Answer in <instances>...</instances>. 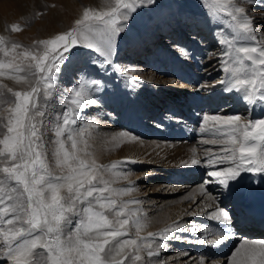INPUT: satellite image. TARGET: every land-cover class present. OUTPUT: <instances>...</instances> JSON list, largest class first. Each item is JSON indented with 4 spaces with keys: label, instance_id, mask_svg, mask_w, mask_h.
Masks as SVG:
<instances>
[{
    "label": "snow or ice",
    "instance_id": "1",
    "mask_svg": "<svg viewBox=\"0 0 264 264\" xmlns=\"http://www.w3.org/2000/svg\"><path fill=\"white\" fill-rule=\"evenodd\" d=\"M146 3L115 0L107 10L86 9L75 21L76 27L38 41L42 50L17 52L21 46L16 43L0 48L4 57H10L0 59V76L25 85L15 92L8 88L13 99L3 125L6 132L0 136V257L6 258L4 264H145L142 252L159 258L167 242L181 238L177 230L189 231L176 222L142 237L147 225L139 215L141 201L123 199L138 186L132 182L114 186L119 179H127L131 173L127 165L137 161L103 166L92 158L90 140L100 125L86 117L93 108L99 110L100 93L107 92L101 71L112 66L118 41ZM211 3L214 15L230 18V36L216 38L222 46L214 68L217 84L229 94L224 99L240 100L245 112L225 113L221 105L219 111L201 115L199 131L214 137L204 143L222 146L204 161L209 182L231 193L232 184L245 174L264 182V116L246 114L257 106L264 111V31L242 4L234 0ZM13 30L20 28L13 25ZM78 56L87 59L73 72L70 86L57 94L64 97L63 110L53 109L49 116V97L59 88L61 73ZM89 68L92 71H86ZM93 72L95 78H84ZM191 165H201V160L192 159ZM205 191L201 189L202 194ZM209 199L215 198L209 195ZM210 219L228 226L231 216L217 206ZM130 225L135 227L134 235L129 234ZM229 235L212 233L214 238L200 242L218 246ZM229 264H264V239H245Z\"/></svg>",
    "mask_w": 264,
    "mask_h": 264
},
{
    "label": "rangeland",
    "instance_id": "2",
    "mask_svg": "<svg viewBox=\"0 0 264 264\" xmlns=\"http://www.w3.org/2000/svg\"><path fill=\"white\" fill-rule=\"evenodd\" d=\"M66 1H69L68 4L73 8L72 11L74 12V20L70 24L64 15L58 16L55 20L56 22L49 18L54 14L58 6L63 4L64 0H0V38H3V44H0V48H10L12 43H16L21 46L17 49V52H22L25 49L42 50V46L37 47L38 41L50 39L56 34L76 27L75 21L82 18L86 9L103 11L107 10L115 2V0ZM244 1L250 4L248 13L255 18L257 28L264 31L262 28L264 27V0H234V2L240 3L242 6L245 3ZM136 3H139V0H136ZM199 7L213 14L211 0H204L203 6L202 0H167L166 2L156 0L155 6H153V0H147L146 4H142L137 9L138 14L134 16V20L129 26V31L118 41V45L120 44L125 49L115 60L116 66L112 65L107 72L101 71L107 89L106 94L100 93L101 107L99 110L104 109L103 116L100 115L99 117V110L93 108L86 117L88 121H95L100 125L99 128L93 130V138L90 140L92 158L99 165L109 166L125 159L137 161V163L127 165L131 169L127 179H119L114 186H126L129 182L138 186L137 191L133 192L131 196L123 197V199L127 200L132 197L139 199L141 204L138 207L140 208L141 213L139 212V214L141 216L150 212L143 210L144 201L147 197L140 196V191L148 188L149 191L152 190V195L150 196H158L154 191L160 192V185L167 184L166 178L177 172H184L188 176L196 175L195 179L189 182L191 184L202 182L209 170L204 164L205 159L210 154L218 153L222 147L204 143V141L214 137L209 134H202L199 131L202 126L201 115L203 113H212L213 111L207 112L202 107L199 109L198 106L192 108L190 104H187L186 108L185 106L181 107L185 112L184 115L166 107L155 111L153 108L155 103H165L169 99L175 100L176 96H178L177 90L168 84L174 83L178 85L182 81L178 83L176 80L173 81L176 73L172 74L170 70L167 72L164 70L173 61V55L175 58L185 57L184 60H186L194 54L193 50L189 48V44L190 37H199L200 31H202L199 27L194 30L196 26L195 15H199ZM224 23L229 24L230 18L226 14L216 15L217 26L220 24L224 25ZM169 24L175 28L174 35L171 32L163 31L164 26H169ZM13 25H18L20 30L14 31ZM158 33H160V36L162 35L160 39H156ZM149 40H151V44ZM142 41H145L148 45L146 52L139 56H131L132 52L129 50H135ZM161 41L163 42L160 43ZM9 58L4 57L3 53L0 52V59ZM85 59L87 58L76 57L72 60L67 71L61 73L59 88L56 89V93L53 96L49 97V104L51 105L48 111L49 116L52 115L53 109L56 111L63 110L61 105L64 103V97L60 95L57 98V94L61 89L70 86L68 82L73 79V72L76 68L83 66ZM17 62H20L19 58ZM91 70V68L86 69V71ZM95 77V75H92V77L84 78ZM200 83L198 81L195 85L198 86ZM8 88L15 92L23 90L25 85L17 83V81L10 79L8 76H0V136L6 132L3 125L8 116L7 109L11 107L10 102L13 99L12 93L8 92ZM181 101L178 103H183V100ZM255 108L256 112L251 116L252 118L264 116V111L259 106ZM219 110L216 109L214 111ZM239 112L244 113L242 111ZM185 114H187L188 118H184ZM186 122L187 124H185ZM204 126L207 127L208 125ZM121 133H128L129 135L121 136ZM49 135L51 134L49 133ZM132 136L138 139L133 141L131 139ZM192 159L201 160V165H191ZM236 183V185L232 184L233 187L235 186L234 188L232 187L233 192L231 190V193H237V200H235L236 195H234L231 202H234L233 207L235 205V208L231 211L236 212L235 214L239 210H244L243 197L241 196L246 194V189H244L245 191L243 190L244 185H246L245 178L243 177ZM145 185L147 186L143 187ZM236 188L238 189L235 190ZM241 190L243 191L240 195ZM164 199L169 201L171 207L169 206L170 208L162 210L163 216L161 219L166 217L167 222H163L161 227H158V229L160 228L159 232L177 222L175 220L177 214L173 212L174 207L179 206L180 208L190 201L187 197L183 200L170 195L164 197ZM185 200L186 202L184 203ZM154 222L150 220L146 224H153ZM203 227L204 234L197 240L214 238L210 236L213 232L230 233L228 238L225 239L224 245L212 247L205 243L207 244V248H205L204 246L206 245L204 243L200 244V251L202 252L203 250L200 253V257L206 256L209 260L213 259L214 256L217 258L219 254L221 256L222 250L226 248L233 232L227 226L225 227L224 224L221 226V223L218 224L212 219L203 224ZM211 228L213 232L210 230ZM179 231L177 230L178 233L175 232V234L178 235ZM130 232L134 235V225H130ZM241 243V240H237L236 245L231 246V248L229 246L225 254H231V250L237 245L239 247ZM153 247H155V244ZM197 254L199 257V249ZM141 255L145 264L158 263L156 262L158 258H148L145 252H142ZM223 261L225 264L227 263V261ZM137 264H141V262H137Z\"/></svg>",
    "mask_w": 264,
    "mask_h": 264
},
{
    "label": "bare ground",
    "instance_id": "3",
    "mask_svg": "<svg viewBox=\"0 0 264 264\" xmlns=\"http://www.w3.org/2000/svg\"><path fill=\"white\" fill-rule=\"evenodd\" d=\"M162 1L166 2L167 0H162ZM244 2L245 3L243 6L246 7V11L248 12L250 4L247 1ZM62 3L63 4H60L58 8L55 10L54 14H52L49 18L52 21L56 22L55 20L58 18V16L64 15L67 17V22L70 24L74 20V12L72 11L73 8L70 6V4H68L69 1L64 0V2ZM195 17H196L195 18L196 26L194 30H196L197 27H199V29L200 30L202 29V31H200L199 37H194V36L190 37L189 48L193 50L194 54L192 55V57H188L186 60H184L185 57L182 58L180 56L175 58L173 55L172 56L174 58L173 61L170 63L169 67H167L164 70L165 72L170 70L172 74L176 73L175 78H173V81L176 80L177 83L182 81V83H180L181 85L180 84L175 85L174 83L168 84L171 87H173L175 90H177L178 96H176L175 100L169 99L167 100L168 102L166 101L165 103L162 102L155 103L153 105L154 111L156 109L161 110L164 107H166L184 115L185 112L182 110V108L184 106L186 108L187 104H190L192 105L191 106L192 108L194 107L196 108V106H198L200 109L202 107L204 108V110H207V112L220 109L221 105L223 106V111L225 112H229V113L239 112V111L245 112L243 103L240 100L236 99L235 97L228 100L224 99V97L228 96L229 94L221 92V89L217 84V80L219 76L217 71L214 70L216 58L219 55V52L222 47L217 44L216 38L217 37L228 38L230 36V31H229L230 29L228 30L227 28L228 24L224 23V25L220 24L219 26H217L216 15L206 12L201 7H199V15L198 14L195 15ZM262 28L264 29V27ZM174 30L175 28L173 27V25L169 24V26H164L163 31L171 32L172 35H174ZM161 36L160 33H158L156 39H160ZM145 41H142L135 50H129L130 52H132L131 56H137V55L139 56L140 54L146 52V50L148 49L147 47L148 45L145 43ZM150 42L151 40H149V43ZM162 42L163 41H161L160 43ZM124 49L125 48L123 46H121L120 44L118 45L117 43L115 54L112 58L113 59L112 65H114V67L116 66L115 60L122 53ZM92 75L96 76V73L93 72ZM100 75L101 77H103L102 72ZM198 81L201 83L198 86H196L195 84L198 83ZM181 100H183V103H178V102H182ZM251 108L252 106H249V109ZM255 109L248 111L247 114L249 116H253L254 113L256 112ZM103 112L104 109L99 110V117L100 115L103 116L102 114ZM185 117H187V114H185L184 118ZM195 117L197 119V115ZM185 124H187V122ZM195 177L196 175L188 176L184 172H177L166 178L165 181H168L167 184L160 185L161 186V188H159L161 189L160 192L154 191V193L158 194V196L157 195L150 196L152 195V190L149 191L148 188L140 191V196L147 197L144 201L145 203L143 210H146V212L148 211L150 212L142 216L145 218L146 223H149L150 220L155 221L153 224H146L147 226L144 229H142L140 233L142 237L147 236L148 232H153V233L159 232L160 228L158 229V227H161V224H163V222L166 221L165 219L166 217L165 218L163 217L164 219H161V217L163 216L162 210L170 208L171 206L169 205V201L167 199H164V197L170 195L171 197H175L178 199L184 200L186 197L187 199H190V201L185 205L181 206L180 208L179 206H177L178 208L174 207L173 210V212L177 214L175 220L180 224H182L184 228L189 229V231H179L178 235L181 238L179 240L173 239L171 240V242L167 243V246L164 249H162V251H160V256L156 261L158 263L155 264H225L223 260L227 261L226 264H229L230 257L234 253L238 245L237 247H234L231 250V254H225V253L229 246H230L229 248H231V246L236 245L237 240H241V242H243L245 239L247 240L264 239V227L257 228L251 226L252 223L257 221V218L264 217V182H261L259 176H255L251 174L249 175L245 174L243 176L246 181V185H244L243 187V190L246 189V194L244 196H241L243 197L242 203L244 210L243 211L239 210L237 214H235L236 212L234 213L233 211H231L232 209L235 208V205L233 207L234 202L233 203L231 202L233 201V196L236 195L237 193L236 194L229 193L227 190H225L217 183H210L209 182L210 178L207 175L206 178L200 183L198 182H196L197 184L189 183L192 182V180H194ZM235 183H233V185ZM146 186L147 185L143 187ZM201 189H206V191L202 194ZM237 189L238 188H236L235 190ZM243 190L240 191L239 193L240 195ZM209 195L211 197H214L215 199L214 200L209 199ZM236 198L237 195L235 197V200H237ZM185 202L186 200L184 201V203ZM209 205L211 206L209 207ZM217 206L223 207L230 212L231 220L227 228L233 233L230 237L231 239L230 240L228 239L229 243H227L226 248L222 250L223 252L221 256L219 254L218 256L220 257L218 258L217 254L214 252L217 258L214 256L215 258L213 257V259L211 258L208 260V257L206 256L200 257V253H202L203 250L202 252L200 251L201 240H197V238H201L203 236L202 235L204 234L203 224L211 221L210 213L214 212ZM193 212L196 213V215H189V213H193ZM214 222L220 224L217 221ZM222 225L223 224L221 223V226ZM192 229H195V231H193ZM210 230H212L213 232L212 228ZM129 234L132 235L131 232ZM205 245L206 246L204 245L203 246L207 248V244ZM198 249H199V257L197 254ZM5 259L6 258L0 257V264H4ZM8 264H11V262H8Z\"/></svg>",
    "mask_w": 264,
    "mask_h": 264
}]
</instances>
